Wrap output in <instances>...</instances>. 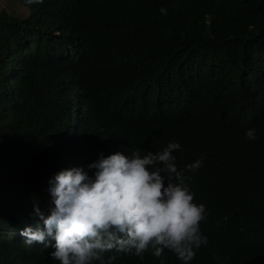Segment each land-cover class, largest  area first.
Here are the masks:
<instances>
[{
	"label": "trees",
	"instance_id": "16d2710c",
	"mask_svg": "<svg viewBox=\"0 0 264 264\" xmlns=\"http://www.w3.org/2000/svg\"><path fill=\"white\" fill-rule=\"evenodd\" d=\"M28 7L26 18L0 11V227H43L34 206L48 214V181L61 170L94 178L101 155L176 142L178 170L203 155L185 171L207 210L208 243L190 264H264V0ZM54 250L0 235V264H59ZM162 259L182 264L167 249ZM113 264L160 259L149 249Z\"/></svg>",
	"mask_w": 264,
	"mask_h": 264
},
{
	"label": "clouds",
	"instance_id": "9594fccd",
	"mask_svg": "<svg viewBox=\"0 0 264 264\" xmlns=\"http://www.w3.org/2000/svg\"><path fill=\"white\" fill-rule=\"evenodd\" d=\"M25 3L43 4L44 0ZM160 13L167 15V9L161 8ZM245 135L250 141L257 139L255 129ZM180 148L179 143L170 142L156 153L142 155L136 149L131 155H101L89 165L96 169L94 178L79 167L61 170L48 181V214L34 206L43 227L37 224L0 235L14 240L24 237L28 246H54L50 256L59 264H113L121 254L143 259L149 249L160 264H165V249L182 264H190L196 250L208 243L200 229L207 210L203 203L194 202L186 183L191 178L185 171H198L203 155L178 170L173 152ZM109 252L115 254L106 260L104 254Z\"/></svg>",
	"mask_w": 264,
	"mask_h": 264
},
{
	"label": "rangeland",
	"instance_id": "374dc122",
	"mask_svg": "<svg viewBox=\"0 0 264 264\" xmlns=\"http://www.w3.org/2000/svg\"><path fill=\"white\" fill-rule=\"evenodd\" d=\"M4 9L17 16L27 17L30 15L29 8L24 6L21 0H0V11ZM0 233H5V229L0 228Z\"/></svg>",
	"mask_w": 264,
	"mask_h": 264
}]
</instances>
